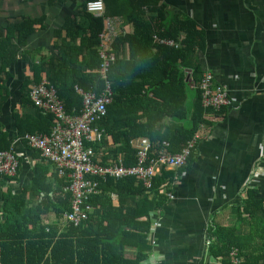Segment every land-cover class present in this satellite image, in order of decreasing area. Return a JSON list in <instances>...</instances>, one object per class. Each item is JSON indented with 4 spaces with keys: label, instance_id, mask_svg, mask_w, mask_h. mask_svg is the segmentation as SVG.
<instances>
[{
    "label": "trees",
    "instance_id": "16d2710c",
    "mask_svg": "<svg viewBox=\"0 0 264 264\" xmlns=\"http://www.w3.org/2000/svg\"><path fill=\"white\" fill-rule=\"evenodd\" d=\"M86 1L80 15L87 20H71L66 24L70 37L81 36L82 46H58V69L54 66L45 69L44 63L33 65L34 83L38 85L45 73L67 113L79 116L83 108L80 91L100 94L105 87L100 33L108 16H120L122 30L109 47L114 59L110 61L106 79L113 100L106 115L93 126L101 130L103 139L87 142L86 146L95 151V159L104 165L137 164L144 141L150 145L147 163L159 159L163 153H181L201 128L210 127L214 116L226 107L215 109L203 100L202 81L207 72L211 73L204 71L198 61L199 51L206 43L204 31L189 17L167 19L160 0H104L106 10L101 16L89 12ZM127 24L133 26L132 32L123 28ZM22 28L23 39L34 31L29 22ZM156 36L174 39L180 46L164 45ZM15 54L16 50L0 43V70L14 61ZM80 55L84 56L82 62H78ZM27 84L22 87L21 107L31 106L34 113L21 115L19 109L13 112L16 136L49 135L57 124L56 117L33 106L29 90H25ZM5 90L0 83V113L7 100ZM23 143L24 149L38 161L28 169L19 157L16 175L25 171L30 182L14 193H0V264H145L149 258L152 212L162 210L170 202V194L174 193L192 155L181 167L163 164L151 188L136 176L98 178V192L88 201L93 211L88 212L80 225H75L64 219L71 210L72 195L65 192L69 179L61 175L56 164ZM10 146L1 133L0 148ZM50 171L53 174L49 176ZM255 192L249 191L246 200V210L252 215L248 206L251 199H257ZM49 216L51 219L46 222ZM212 234L216 240L210 245V252L215 257L221 256L222 264H230L231 246L239 249L240 256L244 255L241 264H264V256L259 258L245 252L241 245L243 236L237 235L233 227H217ZM129 249L135 252H128Z\"/></svg>",
    "mask_w": 264,
    "mask_h": 264
},
{
    "label": "crops",
    "instance_id": "0c3cea01",
    "mask_svg": "<svg viewBox=\"0 0 264 264\" xmlns=\"http://www.w3.org/2000/svg\"><path fill=\"white\" fill-rule=\"evenodd\" d=\"M85 1L0 0V43L16 50L14 61L0 70V83L7 94L0 113V131L23 154L28 169L38 158L18 140L13 112L19 109L21 115L34 113L31 106L21 107L23 85L28 83L27 91L36 85L33 65L44 63L45 69H58V46H82L81 36L70 37L66 24L87 20L80 15ZM160 4L165 7L167 19L189 17L204 31L206 43L199 51L198 61L204 71L211 72L214 86L224 90L228 105L214 116L210 127L201 128L197 148L176 182L170 202L162 210L152 212L149 258L145 264H222V257L210 252V245L216 240L212 233L217 227H233L237 235L243 236L241 245L245 252L261 258L264 0H160ZM116 17L122 30V18ZM26 22L33 25L34 31L23 39L22 25ZM123 28L133 31L131 24ZM83 58L80 55L78 62ZM41 80L40 83L48 82L45 73ZM15 177L7 180L0 176V193H14L30 182L25 171ZM254 190L257 199H251L248 206L252 215L246 210V200L249 191ZM50 219L51 216L46 222ZM253 250L255 253H251ZM128 252L134 253L135 249ZM243 256L239 255L240 263H244ZM229 259L231 264L232 257Z\"/></svg>",
    "mask_w": 264,
    "mask_h": 264
},
{
    "label": "built area",
    "instance_id": "2783aa9c",
    "mask_svg": "<svg viewBox=\"0 0 264 264\" xmlns=\"http://www.w3.org/2000/svg\"><path fill=\"white\" fill-rule=\"evenodd\" d=\"M86 8L96 16L105 14L106 5L104 0H87ZM119 18L108 16L105 26L100 33V57L102 59L101 72L105 87L100 94L95 92L80 93L83 96V108L79 116H70L61 101L57 89L48 82L33 86L29 90V98L35 108L45 113H51L56 117L57 124L49 135L25 134L18 140L25 142L29 148L38 150L42 157L53 162L59 169L61 175L69 179L65 192L72 195L71 210L66 213L64 219L75 225H80L93 211L89 204V197L96 194L99 189L100 177L122 178L136 176L141 179L147 188L153 185V178L160 171L163 164L169 168L184 166L192 155L194 143L199 135L190 140L188 145L179 154H165L159 159H152L147 163V155L150 149L148 141L142 143V149L138 152L139 162L135 165L125 166L122 163L104 165L95 159V151L86 146L87 142H101L102 132L95 123L100 121L107 113V107L112 103L113 94L107 82V71L114 58L109 54V47L114 37L120 32ZM164 45L179 48L180 44L174 39L156 36ZM202 95L205 105L219 109L228 105L227 96L221 88L214 86L211 73L207 72L202 81ZM1 135V131H0ZM23 154L18 153L14 147L8 149L0 148V175L13 177L16 175L19 165L18 158ZM170 197H173L170 194ZM229 256L232 257L231 264H241L239 251L232 248Z\"/></svg>",
    "mask_w": 264,
    "mask_h": 264
},
{
    "label": "rangeland",
    "instance_id": "374dc122",
    "mask_svg": "<svg viewBox=\"0 0 264 264\" xmlns=\"http://www.w3.org/2000/svg\"><path fill=\"white\" fill-rule=\"evenodd\" d=\"M146 263V262H145Z\"/></svg>",
    "mask_w": 264,
    "mask_h": 264
}]
</instances>
